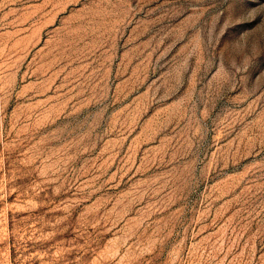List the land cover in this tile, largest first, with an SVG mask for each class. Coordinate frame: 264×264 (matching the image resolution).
<instances>
[{"label":"rangeland","instance_id":"rangeland-1","mask_svg":"<svg viewBox=\"0 0 264 264\" xmlns=\"http://www.w3.org/2000/svg\"><path fill=\"white\" fill-rule=\"evenodd\" d=\"M0 264H264V0H0Z\"/></svg>","mask_w":264,"mask_h":264}]
</instances>
